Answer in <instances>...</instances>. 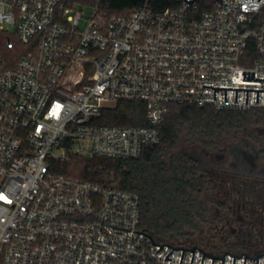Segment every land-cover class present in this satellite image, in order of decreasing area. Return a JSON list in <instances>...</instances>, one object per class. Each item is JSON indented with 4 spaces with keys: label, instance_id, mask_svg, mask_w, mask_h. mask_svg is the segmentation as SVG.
Here are the masks:
<instances>
[{
    "label": "built area",
    "instance_id": "1",
    "mask_svg": "<svg viewBox=\"0 0 264 264\" xmlns=\"http://www.w3.org/2000/svg\"><path fill=\"white\" fill-rule=\"evenodd\" d=\"M177 2L160 14L145 5L108 16L96 6L85 17L62 0H0V264H181L184 250L164 244L213 253L143 231L137 193L52 170L71 154L141 157L160 143L170 105L264 109L263 91L259 103L249 91L246 104L245 90L237 101L227 90L225 101V89L214 99L203 86L264 90V81L243 80V72L264 79V0H213L199 17L198 0ZM119 102L143 104L150 126L99 123ZM134 231L164 246L158 252ZM230 254L213 253L234 264ZM203 256L195 249L192 264Z\"/></svg>",
    "mask_w": 264,
    "mask_h": 264
},
{
    "label": "trees",
    "instance_id": "2",
    "mask_svg": "<svg viewBox=\"0 0 264 264\" xmlns=\"http://www.w3.org/2000/svg\"><path fill=\"white\" fill-rule=\"evenodd\" d=\"M80 9L98 7L108 16L129 15L147 6L154 14L177 7V0H62ZM198 0L191 11L195 17L211 8L213 0ZM264 23V14L257 17ZM25 54V53H24ZM264 109L217 111L208 106L170 105L160 126L161 141L146 148L137 159H111L71 154L69 161L55 162L52 170L65 177L98 183L103 187L137 193L140 196L141 228L159 240L196 229L207 215L204 185L192 168L183 147L194 142L217 140L232 135L260 118ZM99 123L109 126H150L146 108L140 103L119 102L103 110Z\"/></svg>",
    "mask_w": 264,
    "mask_h": 264
},
{
    "label": "flooded vegetation",
    "instance_id": "3",
    "mask_svg": "<svg viewBox=\"0 0 264 264\" xmlns=\"http://www.w3.org/2000/svg\"><path fill=\"white\" fill-rule=\"evenodd\" d=\"M183 153L206 195L194 244L218 254L264 255V121L194 142Z\"/></svg>",
    "mask_w": 264,
    "mask_h": 264
},
{
    "label": "water",
    "instance_id": "4",
    "mask_svg": "<svg viewBox=\"0 0 264 264\" xmlns=\"http://www.w3.org/2000/svg\"><path fill=\"white\" fill-rule=\"evenodd\" d=\"M186 1H187V2H193V1H195V0H192V1H188V0H186ZM214 1H219V0H214ZM259 1H260V0H259ZM243 80H249V81H264V79H255V72H243ZM203 86H204V87H211V88H214V99H216L217 89H225V101H227V90H236V100H235V101H237V99H238V90H245V91H247V95H246V104H248V94H249V91H257V103H259V92H260V91H263V92H264V90H258V89L221 88V87H213V85H203ZM115 227H116V226H115ZM118 228H120V227H118ZM121 229H124V228H121ZM125 230H128V229H125ZM128 231H132V230H128ZM143 231H144V230H143ZM143 231H142V232L134 231V232L141 233V234H143V235L148 236L149 238H151V236H149L148 234L144 233ZM151 240L153 241V245L161 246L160 249L158 250V252L162 249V247H163L164 245L174 248V249L171 251V253H172L174 250H184V252L187 251V250H189V251L194 252V254H195V249H198L199 251H201L202 253H204L202 264H203V262H204L205 255H207V256H209V257H211V258L213 259V263H212V264H214V260H215V258L223 259V264H225V257H226V255H224L223 258H220V257H215V256L213 255V253L206 254L204 250H202V249H200V248H198V247H193L192 249H185L184 247H177V248H175V247H173V246H171V245H167V244H164V245L156 244L152 238H151ZM158 252H157V253H158ZM184 252H183V257H184ZM171 253H170V254H171ZM170 254H169V255H170ZM194 254H193V258H192V262H191V264L193 263ZM226 254H230V253H226ZM169 255H168V256H169ZM230 255H231V254H230ZM168 256L166 257V259L172 261V259H171V258H168ZM231 256L234 257V264H235V260H236V258H242V257H243V255H242L241 257H240V256H237V255H231ZM262 256H264V255H262ZM262 256H255V257H257V258H252L251 256H245V263H244V264H246V259H253V260L257 259V260H258V264H259V257H262ZM183 257H182V261H183ZM182 261H181V264H182Z\"/></svg>",
    "mask_w": 264,
    "mask_h": 264
},
{
    "label": "rangeland",
    "instance_id": "5",
    "mask_svg": "<svg viewBox=\"0 0 264 264\" xmlns=\"http://www.w3.org/2000/svg\"><path fill=\"white\" fill-rule=\"evenodd\" d=\"M208 4H209V1L208 0H205ZM81 10H83L84 14H85V17H89L92 12H93V8L92 7H88V6H82L80 8ZM80 28H84V22L80 25ZM260 121H264V118L260 116ZM202 224L199 222L196 229H191V228H186L185 229V234L184 235H181V236H172L171 238H168L166 240L168 241H173V240H177V241H180V242H187V243H196L198 242L197 239L195 238V236H193V231H197L198 230V227H200Z\"/></svg>",
    "mask_w": 264,
    "mask_h": 264
}]
</instances>
